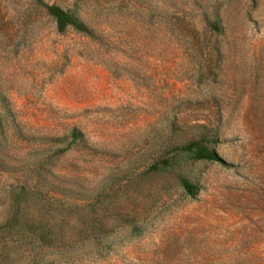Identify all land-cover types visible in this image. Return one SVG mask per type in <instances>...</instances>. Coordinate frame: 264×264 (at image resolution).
I'll use <instances>...</instances> for the list:
<instances>
[{
  "label": "rangeland",
  "instance_id": "rangeland-1",
  "mask_svg": "<svg viewBox=\"0 0 264 264\" xmlns=\"http://www.w3.org/2000/svg\"><path fill=\"white\" fill-rule=\"evenodd\" d=\"M41 1L94 35L0 0V264H264V0Z\"/></svg>",
  "mask_w": 264,
  "mask_h": 264
},
{
  "label": "trees",
  "instance_id": "trees-1",
  "mask_svg": "<svg viewBox=\"0 0 264 264\" xmlns=\"http://www.w3.org/2000/svg\"><path fill=\"white\" fill-rule=\"evenodd\" d=\"M41 5L46 9L49 16L54 19L57 32L63 33L68 28L75 30L76 32L86 34L88 36L94 35V30L87 26L82 20H80L74 11L72 10H60L55 6H48L41 0ZM216 29L221 31V26L216 23ZM188 155L194 159L208 160V161H221V158L214 151L209 150L199 142H190L184 148ZM180 182L184 189L189 193H194V187L185 179H180Z\"/></svg>",
  "mask_w": 264,
  "mask_h": 264
}]
</instances>
